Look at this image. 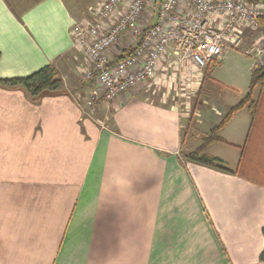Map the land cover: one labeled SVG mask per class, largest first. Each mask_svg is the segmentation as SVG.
<instances>
[{
  "label": "crops",
  "instance_id": "1",
  "mask_svg": "<svg viewBox=\"0 0 264 264\" xmlns=\"http://www.w3.org/2000/svg\"><path fill=\"white\" fill-rule=\"evenodd\" d=\"M79 21L68 0H0V81L53 66L63 83L38 97L0 85V264H264V88L200 154L229 172L186 158L205 137L185 153L165 98L179 76L205 135L247 95L252 62L227 50L206 78L169 49L151 83L87 108ZM125 50L121 40L110 54ZM208 82L226 87L223 103L210 105Z\"/></svg>",
  "mask_w": 264,
  "mask_h": 264
},
{
  "label": "built area",
  "instance_id": "2",
  "mask_svg": "<svg viewBox=\"0 0 264 264\" xmlns=\"http://www.w3.org/2000/svg\"><path fill=\"white\" fill-rule=\"evenodd\" d=\"M91 10L92 20L75 22L70 31L87 60L80 81L94 87L87 108L108 105L149 82L169 49L176 66L187 62L200 73L227 50L264 65V2L100 0ZM121 40L132 52L112 63L110 51Z\"/></svg>",
  "mask_w": 264,
  "mask_h": 264
},
{
  "label": "trees",
  "instance_id": "3",
  "mask_svg": "<svg viewBox=\"0 0 264 264\" xmlns=\"http://www.w3.org/2000/svg\"><path fill=\"white\" fill-rule=\"evenodd\" d=\"M248 1H260L264 2V0H248ZM132 52V49H128L123 51L116 57L112 63L122 60L126 56H128ZM111 63V64H112ZM207 69V70H206ZM204 70V74L206 78L208 76V67ZM0 85L8 88H21L25 90V92L31 97L43 96L48 93L57 92L59 93L62 90V79L59 75V72L53 66H46L32 75L22 78V79H12V80H4L0 81ZM258 87L259 89L264 88V65H255L253 64V68L250 74V82H249V90L247 95L230 111L226 114V116L222 119L219 126L211 130L210 137L203 140L202 145L198 147L194 152L188 154L186 158L188 160L197 162L204 166H208L220 171L229 172L228 169L222 166L221 162L215 158H209L205 156H201V152L207 144L220 140L219 137L216 136L218 130L230 119V117L238 110H240L246 104L252 103V92ZM261 233L264 239V225L262 226ZM259 261L264 263V248L259 255Z\"/></svg>",
  "mask_w": 264,
  "mask_h": 264
},
{
  "label": "rangeland",
  "instance_id": "4",
  "mask_svg": "<svg viewBox=\"0 0 264 264\" xmlns=\"http://www.w3.org/2000/svg\"><path fill=\"white\" fill-rule=\"evenodd\" d=\"M68 1L71 7L73 8L74 15L80 21L81 20L91 21L92 20V16H91L92 10L91 9L100 2V0H68ZM248 38L251 39L250 36ZM232 52L239 55L241 59L244 58V59H247L248 61H251L248 57H246L245 55H243L242 53L238 51L232 50ZM82 57L83 56L81 55L80 57L81 60H82ZM213 66H215V64ZM211 68L213 67L211 66ZM236 71H237V62L231 61L229 62V64H226V67L222 68V70H220L219 72H221L220 76H222V78H225V80L228 81V80H233L236 77ZM203 73L204 71L202 72V74ZM174 79L176 80L175 81L176 86L173 88L175 90H172L169 94H166L165 98H166V102L176 104L181 114V117H182L181 124L183 127L182 128V147H183V151L185 153H188V151H191L193 149L195 138L196 139L200 138L201 137L200 134L202 133V135L205 137L204 139H206L210 137L211 132H207L204 135L202 130L198 128L199 121L201 118H200V111L199 109H197L199 108V106L197 107V101L195 100L194 96H191L190 99L187 98V96L186 97L181 96L180 95L181 93L180 92V88H181L180 78L179 76L175 75ZM77 80H78L77 81L78 86L80 88L83 86V84L84 85L87 84V83H83L82 81H80V77H78ZM152 81L153 79L149 80L148 83H151ZM88 84H90V86L92 85L91 83H88ZM206 86L208 89L211 90L210 91L211 94L216 96V97L214 96V98L212 99V103H210V105L217 106V104L224 102L223 97H224V93H226V87L223 85V83L221 84L219 82H208ZM153 89L154 88L152 87L151 90ZM149 94H151L150 96L154 98L155 100L161 99L162 97L161 94H158V93L153 94L150 92ZM89 96L88 97L85 96V101L88 100Z\"/></svg>",
  "mask_w": 264,
  "mask_h": 264
}]
</instances>
